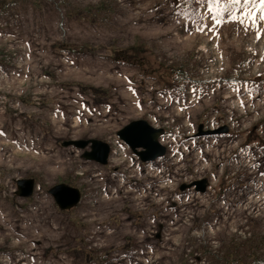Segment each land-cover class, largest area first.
Listing matches in <instances>:
<instances>
[{
  "label": "rangeland",
  "instance_id": "rangeland-1",
  "mask_svg": "<svg viewBox=\"0 0 264 264\" xmlns=\"http://www.w3.org/2000/svg\"><path fill=\"white\" fill-rule=\"evenodd\" d=\"M260 16L258 0H0V264H264ZM137 119L162 156L116 136ZM87 139L104 164L63 145ZM57 183L78 202L59 209Z\"/></svg>",
  "mask_w": 264,
  "mask_h": 264
},
{
  "label": "water",
  "instance_id": "water-1",
  "mask_svg": "<svg viewBox=\"0 0 264 264\" xmlns=\"http://www.w3.org/2000/svg\"><path fill=\"white\" fill-rule=\"evenodd\" d=\"M215 132L214 130H207L201 133L210 134ZM201 133H199V135H201ZM161 134V128L153 127L143 119L132 120L116 131V136L126 144L142 162L151 161L164 154L165 148L157 140ZM87 144H89L90 149L83 153V157L104 164L109 153V147L106 143L97 139L69 140L63 142V145H73L76 148H83ZM136 148H140V150H136ZM15 183L17 194L20 197H27L30 195L34 185L31 178H20L17 179ZM192 185L196 191L202 192L205 187V180L199 179L189 184H182L180 189ZM47 192L53 198L56 206L61 210L72 207L78 202L80 197L78 189L64 183L52 185L48 188Z\"/></svg>",
  "mask_w": 264,
  "mask_h": 264
},
{
  "label": "snow or ice",
  "instance_id": "snow-or-ice-1",
  "mask_svg": "<svg viewBox=\"0 0 264 264\" xmlns=\"http://www.w3.org/2000/svg\"><path fill=\"white\" fill-rule=\"evenodd\" d=\"M210 2L214 6H217V7L219 5V0H210ZM248 2H250V0H245V3H248ZM230 3L237 4V3H240V0H230ZM253 7L255 8V7H257V5L253 4ZM258 10L261 13L260 19L264 20V0H258ZM210 11H211V9H210ZM246 15H248L249 17H252L255 14L253 12L249 11ZM218 16H219V11L217 12V17H214L215 19H217V22H219ZM232 19H238V17L233 16Z\"/></svg>",
  "mask_w": 264,
  "mask_h": 264
},
{
  "label": "bare ground",
  "instance_id": "bare-ground-1",
  "mask_svg": "<svg viewBox=\"0 0 264 264\" xmlns=\"http://www.w3.org/2000/svg\"><path fill=\"white\" fill-rule=\"evenodd\" d=\"M145 147V146H144Z\"/></svg>",
  "mask_w": 264,
  "mask_h": 264
}]
</instances>
